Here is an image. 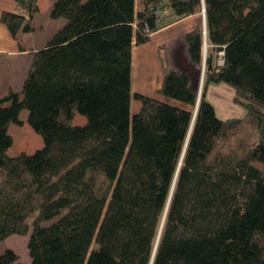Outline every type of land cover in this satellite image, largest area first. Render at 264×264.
<instances>
[{
  "label": "trees",
  "instance_id": "16d2710c",
  "mask_svg": "<svg viewBox=\"0 0 264 264\" xmlns=\"http://www.w3.org/2000/svg\"><path fill=\"white\" fill-rule=\"evenodd\" d=\"M15 1L21 12L0 21L16 38L39 7ZM142 3H52L65 22L33 52L22 99L11 89L0 99V238L31 226L29 264H264V0ZM200 11L199 101L189 75L160 54L157 90L195 112L133 92V45ZM203 35H185L195 64ZM221 82L242 116L216 115L206 89ZM23 108L43 145L9 155L8 126ZM76 113L84 123L73 124ZM245 121L256 134L239 139ZM0 264L19 256L7 247Z\"/></svg>",
  "mask_w": 264,
  "mask_h": 264
},
{
  "label": "rangeland",
  "instance_id": "374dc122",
  "mask_svg": "<svg viewBox=\"0 0 264 264\" xmlns=\"http://www.w3.org/2000/svg\"><path fill=\"white\" fill-rule=\"evenodd\" d=\"M53 2L54 0L40 1V8L38 11L34 12L30 18V22L35 27V30H32L30 35H26L23 40H21V43L24 47L34 49L35 51L39 50L47 43L54 32L65 22L63 17L53 18L51 16V4ZM21 35L22 32H20L19 36ZM204 52L206 57V48L203 45V53ZM140 58H136V64L134 61V75L136 79H138L139 83L144 84L153 90L156 84L155 77L158 73V67L149 52H144L143 54L140 53ZM32 59L33 52L26 54L23 57H14L9 58L8 61H0V99L9 94L10 89L15 93H18L20 99H22V82L28 74ZM147 63L149 66L143 68ZM199 66L201 76L198 87L195 91L197 92V101H199L201 95L203 84L202 75L205 72L204 58ZM206 96L207 99L213 103L216 115L220 118L242 116L244 114L245 109L243 106L236 104L233 101V90L230 86L223 82L209 83L206 89ZM136 103L137 102L135 100L132 101V112L135 109ZM195 107L196 106H187V108L193 113L195 112ZM28 115L29 111L27 108L21 109L18 114L20 122L10 123L8 126V132L12 138V144L8 149L9 155H16L20 152L32 153L36 149L41 148L43 145L41 136L29 124ZM72 122L73 124L84 123L85 117L79 113H76ZM249 134H256V131L245 121L242 123L241 129L238 131L236 136H238L239 139H245L247 138L245 136ZM32 219L33 216H30L28 219L29 223L32 221ZM30 229L31 226L25 235L13 234L4 239L0 238V254L5 248H12L19 256V264H29L30 258L27 250V240L30 234Z\"/></svg>",
  "mask_w": 264,
  "mask_h": 264
},
{
  "label": "crops",
  "instance_id": "0c3cea01",
  "mask_svg": "<svg viewBox=\"0 0 264 264\" xmlns=\"http://www.w3.org/2000/svg\"><path fill=\"white\" fill-rule=\"evenodd\" d=\"M40 1L38 0V7L40 8ZM138 1V3H137ZM50 3V2H49ZM52 5V4H51ZM136 11H139L143 7L142 0H135ZM3 11H10L14 13L21 12L16 4L15 0H0V16ZM172 20V16H168ZM31 23V22H30ZM32 25V23H31ZM33 26V25H32ZM200 28L202 32L205 31V14L200 11L191 15L182 17L177 20H172L170 23L164 25L158 30L151 33L149 40L142 44H134L132 49V90L147 96H151L171 104H176L187 108L188 105L179 101L169 99L157 93V90L161 86L162 73L159 62V54L165 59L166 64L175 70L186 72L190 78V86L193 91H196L201 76L200 64H195L191 61L188 47L185 39L187 32ZM35 27L33 26V31ZM30 32H22V35L13 37L5 24L0 21V61H8L9 58L23 57L26 54L34 52V49L26 48L22 45L21 40L26 35H30ZM205 36V35H203ZM204 43L205 37H203ZM204 45V44H203ZM149 52L158 67V73L155 77V87L150 89L148 86L139 83L134 75V61L136 64V58H140V53ZM141 59V58H140ZM142 60V59H141ZM149 63V61H148ZM145 64L143 68L149 66ZM144 65V64H143ZM203 78V75H202Z\"/></svg>",
  "mask_w": 264,
  "mask_h": 264
},
{
  "label": "built area",
  "instance_id": "2783aa9c",
  "mask_svg": "<svg viewBox=\"0 0 264 264\" xmlns=\"http://www.w3.org/2000/svg\"><path fill=\"white\" fill-rule=\"evenodd\" d=\"M151 9H155V13L159 16L162 17L163 13H165V11L161 10L158 6L155 5H151L150 6ZM203 34L205 35V31L203 32ZM205 37V36H204ZM204 47L206 48V43L204 44ZM205 51V50H204ZM205 54V52L203 53ZM219 63H222V60H219Z\"/></svg>",
  "mask_w": 264,
  "mask_h": 264
},
{
  "label": "water",
  "instance_id": "95a60500",
  "mask_svg": "<svg viewBox=\"0 0 264 264\" xmlns=\"http://www.w3.org/2000/svg\"><path fill=\"white\" fill-rule=\"evenodd\" d=\"M205 44V43H204ZM203 58L205 59V54H203ZM196 108V107H195ZM196 110V109H195Z\"/></svg>",
  "mask_w": 264,
  "mask_h": 264
}]
</instances>
